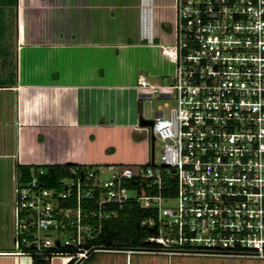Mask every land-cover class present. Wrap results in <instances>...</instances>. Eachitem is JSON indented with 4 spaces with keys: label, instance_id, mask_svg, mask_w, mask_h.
I'll list each match as a JSON object with an SVG mask.
<instances>
[{
    "label": "built area",
    "instance_id": "built-area-1",
    "mask_svg": "<svg viewBox=\"0 0 264 264\" xmlns=\"http://www.w3.org/2000/svg\"><path fill=\"white\" fill-rule=\"evenodd\" d=\"M173 66L163 85L139 76L140 97H173L155 113L159 161L75 164L55 183L34 168L14 188L12 254L86 264L113 207L148 209L152 249L264 259V0H174ZM134 189L137 195H129Z\"/></svg>",
    "mask_w": 264,
    "mask_h": 264
},
{
    "label": "crops",
    "instance_id": "crops-1",
    "mask_svg": "<svg viewBox=\"0 0 264 264\" xmlns=\"http://www.w3.org/2000/svg\"><path fill=\"white\" fill-rule=\"evenodd\" d=\"M7 2L10 3V0ZM130 2L127 6H139L134 0ZM97 5L96 0H16L13 5H2L3 22L9 24L10 18L13 26L12 31L8 27L0 35L1 40H6L0 46L7 47L15 56V82L11 86L0 87V170L5 169L0 172V264H65L60 258L43 263L36 258L12 254L14 188L19 165L119 163L122 157L108 154L107 150L108 132L118 128L117 125L141 131L138 136L141 139L146 137L148 141V131L138 128L140 112L136 105L135 84L139 76L150 78L156 73L149 66L144 76L140 70L146 66L139 64L135 56L138 50L142 54L144 50L156 47L163 54L161 46L173 43V25L163 24L162 27L154 18L152 22L159 27L154 26L152 41L142 37L138 20L134 22L135 29L127 28L126 35L109 40L103 33L97 38L85 37L83 29L75 33L69 29L67 34L61 30L42 31L41 37H37L41 40H37L28 30L29 25H25L29 20L47 22L51 19L49 14L29 19L31 14L27 15L30 16L27 20L26 12L29 10L35 14L40 13L38 9H65L62 13L68 16V12L76 9L81 14L80 9L85 7L95 12ZM99 6L107 8V13L108 9H114L113 4L108 2ZM74 19L66 18V22H74ZM87 20L97 23L92 17ZM150 56H154V52ZM125 95L128 98L126 111L119 110L116 102ZM149 158L150 147L149 151L142 150L138 162L146 163ZM124 253L125 264H129L132 253ZM91 258L86 264H91Z\"/></svg>",
    "mask_w": 264,
    "mask_h": 264
},
{
    "label": "rangeland",
    "instance_id": "rangeland-1",
    "mask_svg": "<svg viewBox=\"0 0 264 264\" xmlns=\"http://www.w3.org/2000/svg\"><path fill=\"white\" fill-rule=\"evenodd\" d=\"M43 1V0H41ZM132 0H96L97 8L96 11L93 12L92 10L88 9V7L81 8V14L78 13V9L71 10V13L68 12L66 16L64 10L56 11L51 8L49 9H38L40 13H35L32 10L26 12L27 15H31L32 17L28 16L26 19H37L36 17H43L44 14H49L48 16L51 18L50 21L44 22L43 20L40 21L36 20V22L24 23L25 25H29L28 30H30L32 35L37 38L41 37L42 31H50V32H59L61 30L62 33H68L67 31L72 30L75 33L77 30H82L84 36L92 37L96 36L100 37L101 34H106V37L109 39H116L119 35L125 34V29H135L139 26V29L142 30V37L146 39V41H152V35L154 33V26H158L159 24H155L152 22L154 18L160 23L163 27V24L166 26L171 27L173 25V5L174 0H134L139 3V6H127ZM39 2V1H38ZM112 3L113 10L108 9V13L105 11L106 9L102 5L103 3ZM148 5H146L145 3ZM143 4V6H141ZM125 5V6H121ZM95 8V7H94ZM49 10V13H48ZM32 12V13H31ZM76 12L75 15H71ZM93 13H96L95 15ZM53 15L54 17L52 18ZM137 16L138 19L135 17ZM74 19V22H66V18L68 20ZM90 17L96 19L97 23L88 21ZM108 18V21H107ZM137 21V26L134 22ZM38 21V22H37ZM120 21L122 25L120 24ZM9 29L12 31V20L9 18ZM23 24L22 30L25 29ZM95 25L93 30V25ZM67 26V27H66ZM165 26V27H166ZM27 27V26H26ZM164 30L168 33L167 29ZM21 28V27H20ZM76 28V30H73ZM93 30V31H92ZM160 30V29H159ZM66 31V32H65ZM71 31V33H72ZM80 33V32H79ZM128 34V33H127ZM57 35V34H56ZM55 35V36H56ZM126 35V34H125ZM78 37L79 34H76ZM151 37V38H150ZM158 37V36H157ZM163 38H161L162 41ZM37 40H41L37 38ZM6 40H0L2 45ZM12 49V48H10ZM9 51V52H8ZM7 51V63H5L4 69L1 68V72L12 71L15 72V56L12 54L11 50L8 49ZM154 52V56H150L151 53ZM137 54V51H136ZM3 57V56H2ZM0 56V62L3 60ZM132 58V57H131ZM136 61L140 64H145L146 68L144 70H140L144 76H146V70L150 69L149 66L153 67V71L156 73L154 77H147L148 81L154 85H163L167 82V78L169 74L173 70V66L167 60V58L160 53L159 47L156 49L144 50L143 53L139 52L135 56ZM2 63V62H1ZM136 90V105L139 112L145 118L154 119L155 113L164 109L165 111L168 109L164 107V104H167V107L175 105V99L173 97H161L159 95H152L151 97H140L138 100V90ZM128 93V92H126ZM114 94V93H113ZM132 95V93H130ZM128 98L125 95L124 98L119 99L116 102L117 109L126 111V104ZM110 104V103H109ZM110 106V105H109ZM127 114L123 115L124 118ZM118 128H113L111 132H108V154H118L122 157L123 160H120L119 163L122 164H129L132 166H137L141 163L145 162H138L139 156L142 153V150H148L150 147V141L146 142V137L142 138L138 136V134H142L139 130L131 131L129 128H120L122 126L117 125ZM141 128V127H138ZM137 128V129H138ZM143 129V128H141ZM147 130V129H146ZM146 135H148L146 133ZM148 137V136H147ZM146 146V147H145ZM161 142L156 139L154 142V158L156 162L159 161V154H160ZM125 159V160H124ZM8 168V167H7ZM1 169V168H0ZM5 171V169L3 170ZM0 170V172H3ZM7 173L5 172V175ZM8 176V175H7ZM129 195H137V191L134 189L128 190ZM14 205V204H13ZM63 260V259H61ZM64 261V260H63ZM91 264H125V253L118 251V252H103V253H96L90 261ZM129 264H264V259H256V258H245V257H234V256H193V255H172L166 256L162 253H132L129 257Z\"/></svg>",
    "mask_w": 264,
    "mask_h": 264
},
{
    "label": "trees",
    "instance_id": "trees-1",
    "mask_svg": "<svg viewBox=\"0 0 264 264\" xmlns=\"http://www.w3.org/2000/svg\"><path fill=\"white\" fill-rule=\"evenodd\" d=\"M16 0H0V35L7 31L9 24L2 20V5H13ZM1 40V39H0ZM1 45V44H0ZM0 46V56L3 58L0 62V87L11 86L14 84L15 72L10 70L1 72L7 63V47ZM9 52V51H8ZM11 69V68H9ZM75 164L64 165H48L43 166L45 174L40 177V180L47 185L56 182L60 176L67 173V167ZM34 166H18V182L22 183L28 180L33 174ZM115 209L114 215L103 220L101 223V231L97 233L95 238L89 242L90 245L103 247L111 251L122 250H140L155 248L153 244L148 241V238L155 234L153 228H149L141 224L142 219L148 216V209L142 208L138 205H124L122 208L113 207Z\"/></svg>",
    "mask_w": 264,
    "mask_h": 264
},
{
    "label": "water",
    "instance_id": "water-1",
    "mask_svg": "<svg viewBox=\"0 0 264 264\" xmlns=\"http://www.w3.org/2000/svg\"><path fill=\"white\" fill-rule=\"evenodd\" d=\"M154 120L150 118H145L140 113L138 117V125L142 128L147 129L149 134V141H150V163H153L154 161V142H155V136L152 133V125Z\"/></svg>",
    "mask_w": 264,
    "mask_h": 264
}]
</instances>
